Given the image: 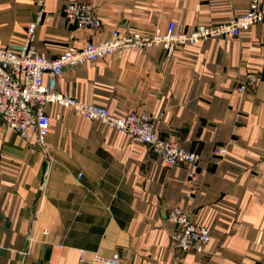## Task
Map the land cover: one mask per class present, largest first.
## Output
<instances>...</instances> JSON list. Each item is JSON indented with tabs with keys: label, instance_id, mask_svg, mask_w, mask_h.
I'll list each match as a JSON object with an SVG mask.
<instances>
[{
	"label": "crops",
	"instance_id": "obj_1",
	"mask_svg": "<svg viewBox=\"0 0 264 264\" xmlns=\"http://www.w3.org/2000/svg\"><path fill=\"white\" fill-rule=\"evenodd\" d=\"M36 1L0 0L1 46L23 37ZM70 1L43 0L35 46L47 59L107 40L113 30L162 32L174 22L187 32L227 23L249 3L86 0L101 21L92 30L64 17ZM247 75L257 76L256 86L240 93ZM56 90L113 115L147 113L157 136L199 156L195 193L186 196L185 165L167 168L123 132L46 106L60 120L51 118L42 145L0 124V264H102L97 259L112 255L121 264L264 262V21L168 57L154 46L67 66ZM175 207L208 228L202 252L175 246Z\"/></svg>",
	"mask_w": 264,
	"mask_h": 264
},
{
	"label": "built area",
	"instance_id": "obj_2",
	"mask_svg": "<svg viewBox=\"0 0 264 264\" xmlns=\"http://www.w3.org/2000/svg\"><path fill=\"white\" fill-rule=\"evenodd\" d=\"M36 7L35 19L26 27L23 37L6 47L0 45V124L21 140L35 141L42 145L49 132L51 118L60 120L59 114L50 115L45 112V107L72 109L83 119L123 132L130 143L151 147L167 168L185 165L190 183L186 196L190 198L195 193L198 155L187 151L175 141L157 136L153 121L147 113L129 112L121 116L110 114L104 107L80 102L68 93L57 91L56 80L67 66L94 62L105 56L121 57L128 50H146L159 46L168 57L177 47L195 46L208 39L237 37L241 32L249 31L254 24L264 21V6L260 0H249L246 12L227 23L198 24L187 32L176 31L174 22H169L162 32L113 30L107 40L88 42L80 49L66 47L54 59H47L36 49L35 29L42 21L43 0H37ZM63 15L77 29L101 28L95 8L86 0L70 1L63 8ZM256 83L257 76L247 75L237 90L244 93L246 88H254ZM169 219L176 225L173 240L179 250L200 253L207 247L211 239L208 228L196 224L187 211L175 207ZM97 260L102 264H121L117 255Z\"/></svg>",
	"mask_w": 264,
	"mask_h": 264
}]
</instances>
